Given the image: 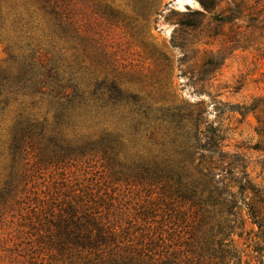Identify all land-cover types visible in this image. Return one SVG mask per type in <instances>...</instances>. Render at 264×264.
<instances>
[{
	"label": "rangeland",
	"instance_id": "1",
	"mask_svg": "<svg viewBox=\"0 0 264 264\" xmlns=\"http://www.w3.org/2000/svg\"><path fill=\"white\" fill-rule=\"evenodd\" d=\"M231 1L199 15L200 0H0V70L12 76L34 57L66 85L59 95L14 89L0 105V264H74L56 245L57 221L71 207L132 243L182 256L195 222L178 221L188 203L163 183L168 168L181 170L192 124L222 130L221 149L247 156L261 181L264 154L254 147L264 116L241 113L264 96V33L249 35L246 16L222 23ZM19 120L45 127L49 155L36 140L12 150ZM185 161L194 181L198 160ZM239 169L217 170L215 180L237 191ZM251 227L231 235L242 264L256 263L246 248Z\"/></svg>",
	"mask_w": 264,
	"mask_h": 264
},
{
	"label": "trees",
	"instance_id": "2",
	"mask_svg": "<svg viewBox=\"0 0 264 264\" xmlns=\"http://www.w3.org/2000/svg\"><path fill=\"white\" fill-rule=\"evenodd\" d=\"M220 2L221 0H200L204 10H197L196 13L204 15V11L210 12ZM221 12H226L224 18L220 19L222 23H233L246 16L249 35L264 33V0H232ZM34 61V57L24 59L12 76L9 72L0 70V105L6 103L7 93L14 89L32 87L39 90L49 86L51 92L59 95L58 89L66 88L52 68ZM221 62L211 67L210 71H215ZM63 96L67 99L66 94L60 95ZM60 105L63 107L65 103L61 102ZM250 113L264 116V96L254 97L251 103L244 105L241 114L247 116ZM258 123L260 125L256 130L262 137V144L256 145L254 149L264 154V117H259ZM192 125L193 127L190 125L184 131L186 139L179 145L184 153L179 161L182 171L168 168L166 172L170 175L163 183L164 188L181 203H188L187 210L177 209L178 221L186 223L191 217V221L195 222L190 231V240L183 242L186 246L183 255L176 256L175 253L168 254L165 249L159 250L161 245L157 243H132L131 239L122 237L112 227L89 218L88 213L78 214L71 207L70 214L67 213L69 217L57 221L60 231L56 234V245L62 252L67 251L74 257V264H242V250L231 235L236 228L248 225L255 226L257 230L253 236L252 227L246 230L251 241L246 248L251 249L255 264H264V156L258 162L263 177L261 181H255L248 171L247 156L245 162V156L228 154L221 149L225 138L222 130L208 125ZM51 136L54 137L53 134ZM46 137L43 125L19 120L12 136L11 148L17 152L23 149L26 139L32 142L36 140V144L39 147L43 145L44 148L40 149L39 155H49L46 147L50 146L51 140ZM56 146L59 147V144L54 139L53 149L50 151L55 153ZM185 158H189V163L198 160L196 167L199 175L194 181H189L188 176L183 175L184 171H188ZM228 158L231 161H227ZM232 164L240 168L237 172L242 175L234 180L237 182V191L230 187L231 181L227 182L226 177L215 180L217 170H229L230 173ZM157 178L163 180L160 176ZM220 203L223 210L219 209ZM242 205L246 208L245 211L242 210ZM222 211L225 213L223 219L219 216ZM248 256L250 255L246 253V257ZM246 264H250L249 261Z\"/></svg>",
	"mask_w": 264,
	"mask_h": 264
}]
</instances>
